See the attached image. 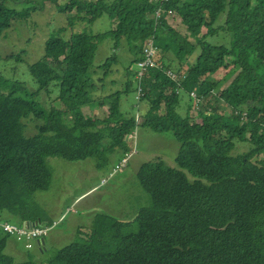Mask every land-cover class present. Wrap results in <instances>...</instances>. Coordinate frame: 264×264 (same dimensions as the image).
<instances>
[{"label":"trees","instance_id":"obj_1","mask_svg":"<svg viewBox=\"0 0 264 264\" xmlns=\"http://www.w3.org/2000/svg\"><path fill=\"white\" fill-rule=\"evenodd\" d=\"M6 2H0V39L14 21L27 19L47 2L64 14L76 11L75 19L89 25L107 17L110 27L73 31L68 37L62 35L67 30L63 27L48 38L45 59L29 66L35 91L25 82L0 77V213L5 219L53 225L34 199L35 193L52 186L50 158L71 163L95 159L104 168L109 154L130 151L129 137L138 128L172 133L180 152L176 168L159 158L139 169L137 177L150 193L151 206L131 220L95 213L88 235L78 229L72 243L44 262L31 255L18 263L6 254L11 235L0 222V264H264V0H70L64 5L44 0L23 11L8 8ZM160 7L181 17L187 32L165 19L156 26L154 15ZM223 14L224 23L214 27ZM205 27L207 33L202 34ZM216 33L221 40L211 41L208 36ZM152 34L163 68L151 69L141 84L144 95L138 102L147 101L149 110L137 121L124 109L122 97L131 88V67L144 60ZM108 38L113 39L111 52L96 66V53ZM126 46L131 66L124 88L105 93ZM170 52L180 70L167 61ZM184 64L189 71L181 74ZM169 69L183 79L167 76ZM219 71L225 79L212 81ZM193 92L201 104L207 102L195 117L190 102L183 113L180 98L187 94L193 103ZM42 94L51 100L56 95L65 109L45 106ZM99 99L108 115L87 116L84 109ZM31 117L43 123L27 136L24 120ZM51 251L42 248L40 253Z\"/></svg>","mask_w":264,"mask_h":264},{"label":"rangeland","instance_id":"obj_2","mask_svg":"<svg viewBox=\"0 0 264 264\" xmlns=\"http://www.w3.org/2000/svg\"><path fill=\"white\" fill-rule=\"evenodd\" d=\"M2 1L4 0H0V2ZM43 1L7 0L6 6L23 11L31 5L38 4L37 6H39ZM69 1L59 0L62 5L67 4ZM104 1L110 2L113 0ZM77 17L78 14L76 11L64 14L58 10L55 4L47 2L43 9L39 8L33 11L27 19L14 21L12 27L6 31V36L0 39V77L7 80L25 82L28 89L35 91L36 86L30 74L29 66L45 59V44L48 38L58 34L59 30L63 27H67V30L62 33L64 37H68L73 31H106L110 27V20L107 17L97 20L93 25L80 22L75 19ZM224 18L225 14L220 17L214 27L217 28L221 23H224ZM70 21H72V25L69 24ZM171 22L175 28L182 32H187V27L182 23L181 17L176 16L171 19ZM205 33H207L206 27L203 28L202 34ZM208 38L211 41L217 42L221 40L222 35L216 33L213 36L209 35ZM112 41L113 39L108 38L101 42L100 48L96 53V66L103 63L110 54ZM120 53L123 62L119 67H114V73L116 74L112 76L111 73L107 79L105 93H112L124 88L123 80L124 77H127V67L131 66V57L127 46ZM198 53H200L199 49L193 55L194 59H190L191 63L196 59ZM19 54H21V60L18 59ZM166 57L167 61L170 64L172 63L171 66L174 70H180V64L173 52L166 54ZM183 67L184 70L179 72L186 74L189 71V67L187 65ZM131 69L134 72V76L133 74L128 76L129 81H131V88L122 97L123 107L127 113L142 115L149 110V105L147 101L138 102L137 66L133 64ZM225 77L224 72L219 71L212 75L210 79L218 82L224 80ZM119 79H121L120 82L118 81ZM233 79L225 81V85L222 88L228 86ZM111 80H117L119 83L112 85L110 84ZM180 98L184 102V105L181 107L183 113L188 110L190 103H194V109H192L191 114L192 117L197 116L198 109L195 107V102L192 103L191 98L187 94H183ZM40 101L47 107L56 106L60 109H65L56 95L51 100L42 94ZM215 101H212V105L216 107ZM206 104L207 102H203L202 104L200 102L199 108H202ZM84 112L89 117L103 119L108 115V108L105 106L103 100L99 99L96 105L85 108ZM165 112L166 108L163 105L161 113ZM227 114L229 115V113ZM65 121L69 122L70 119L65 117ZM24 123L26 126V135L31 136L37 132V126L43 122L31 117L24 120ZM127 145L130 148V152L134 150L136 155L129 159L128 166L122 174L113 177H110V175L115 166L126 158L122 154V151L109 154L107 157L108 164L104 168H99V163L95 159H88L77 163L66 162L59 158L48 159L47 164L54 173L52 186L48 191L35 193L34 199L44 207L48 219L53 222L55 219L58 220L57 226L52 227L50 234L46 236V240L52 242V251L46 256H40L36 245L38 244L37 241L34 242V245H36L34 249L29 250L26 248L27 240L22 239L19 242L18 251L9 249L7 254L13 256L18 263L26 261L31 255L37 262H44L42 260L47 256L54 255L75 240V233L78 229L75 231L71 230V228L78 224L77 222L81 223L84 227L81 230L85 235L90 233L89 226L92 218L90 220L86 219V216L90 215V211L92 212L91 217L97 212H105L120 219L131 220L130 218L139 210L151 206L152 199L150 193L139 183L137 173L145 163L159 158L164 159L169 166L176 168L175 161L180 152V144L176 141L172 133L157 134L150 129L138 128L137 143L134 144L133 140H128ZM103 179H108V183L104 186L101 185ZM2 215L0 213V222H12L19 225L24 223L5 219ZM62 216L66 218L63 220V218L61 219ZM43 223L50 225L46 221Z\"/></svg>","mask_w":264,"mask_h":264},{"label":"built area","instance_id":"obj_3","mask_svg":"<svg viewBox=\"0 0 264 264\" xmlns=\"http://www.w3.org/2000/svg\"><path fill=\"white\" fill-rule=\"evenodd\" d=\"M152 3H161L165 4L170 2L171 0H149ZM177 14L170 10L167 11L164 8L160 7L157 12L154 15V19L157 22L156 26H160V24L163 22V20H167L170 25H172L171 19L175 18ZM162 25V24H161ZM159 47L157 45L156 41V35L152 34L146 41L145 47H144V53L145 58L142 61H139L137 66V74L136 78L139 81L138 86V92H137V99L141 98L144 95L143 88L141 84L143 81L148 77V74L150 73L151 69H161L163 68L162 63L158 60V53H159ZM167 76L172 78L173 80L180 82L183 77L176 73L174 70H167ZM178 93H181L179 90ZM191 97L193 99V102H195L196 109H199L200 107V100L197 98V95L195 92L191 94ZM194 104V103H193ZM137 121H139V115H136ZM131 140L134 141V144L137 143V130L129 137ZM136 155L135 151L132 150L131 152H128L125 154L126 158L120 162V164H117L115 168L112 171V174L110 177L116 176L118 174H122L124 170L128 166L129 159ZM108 183V179H103L101 185L104 186ZM58 222H54L53 225H46L41 221H27L23 224L19 225L12 222H4L3 229L11 236L17 237L18 240L26 239L28 244L27 248L30 250L34 247V242H39L41 240H44L45 237L50 234L52 227L57 226Z\"/></svg>","mask_w":264,"mask_h":264},{"label":"crops","instance_id":"obj_4","mask_svg":"<svg viewBox=\"0 0 264 264\" xmlns=\"http://www.w3.org/2000/svg\"><path fill=\"white\" fill-rule=\"evenodd\" d=\"M91 211H90V215H88V216H86V219H91ZM65 215V214H64ZM63 215V216H64ZM63 216L61 217V219L63 218ZM66 217H64L63 218V220L65 219ZM74 218V217H73ZM77 218V217H76ZM60 219V220H61ZM59 220V221H60ZM74 220V219H73ZM58 220H54V222H57ZM76 222V221H75ZM78 224H76L74 227H72L71 228V230H77V229H82V228H84L83 226H82V224L81 223H79V222H77ZM70 230V231H71ZM19 242H20V240H18L17 239V237H15V236H10L9 237V239H8V242H7V247H6V250H5V252H6V254H7V252H8V250L10 249V250H14V251H18V247H19ZM38 243H40V244H36L37 245V249H38V251H39V255L40 256H44L43 254H41L40 253V251H41V249L43 248L44 250H50V249H52L53 248V245H52V242H50V241H47L46 240V237H45V239H44V242H42V240L41 241H39ZM27 244H28V242L26 243V248H27ZM36 245H34V246H36ZM28 249V248H27ZM32 249H34V247L32 248ZM31 250V249H30ZM11 256V255H10ZM13 257V256H12Z\"/></svg>","mask_w":264,"mask_h":264},{"label":"clouds","instance_id":"obj_5","mask_svg":"<svg viewBox=\"0 0 264 264\" xmlns=\"http://www.w3.org/2000/svg\"><path fill=\"white\" fill-rule=\"evenodd\" d=\"M169 70H173V69H169ZM137 115H139V114H137ZM130 139V138H129ZM131 140V139H130ZM130 152V151H129ZM27 222V221H26Z\"/></svg>","mask_w":264,"mask_h":264},{"label":"water","instance_id":"obj_6","mask_svg":"<svg viewBox=\"0 0 264 264\" xmlns=\"http://www.w3.org/2000/svg\"><path fill=\"white\" fill-rule=\"evenodd\" d=\"M42 242H44V240H42ZM38 244H40V243H38Z\"/></svg>","mask_w":264,"mask_h":264}]
</instances>
